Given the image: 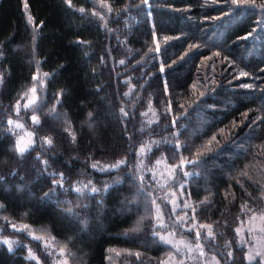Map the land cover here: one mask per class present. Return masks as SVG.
<instances>
[{"label": "trees", "instance_id": "obj_1", "mask_svg": "<svg viewBox=\"0 0 264 264\" xmlns=\"http://www.w3.org/2000/svg\"><path fill=\"white\" fill-rule=\"evenodd\" d=\"M0 77V264H250L264 0H0Z\"/></svg>", "mask_w": 264, "mask_h": 264}, {"label": "rangeland", "instance_id": "obj_2", "mask_svg": "<svg viewBox=\"0 0 264 264\" xmlns=\"http://www.w3.org/2000/svg\"><path fill=\"white\" fill-rule=\"evenodd\" d=\"M28 179H32L33 182L36 181L35 177L32 176L31 178L29 177ZM27 179V180H28ZM15 186H13L14 188ZM16 188V187H15ZM248 222L240 228V236L241 238L243 237L242 234H247L251 233L253 235L249 236V239L251 240V245H250V251L247 252L246 259L248 260V256L254 257V260H264V216H252L247 220ZM173 244V247L176 243L171 241ZM193 248V264H218L214 259L213 260H206L203 255L196 256L195 252H200V249L198 246L192 247L189 245L182 244L181 249L178 250V256L181 258V260H187L191 264L192 258L191 256L187 255L188 253L192 251ZM257 253H260L259 256H257ZM121 254L120 251L117 250H112L109 253V258H108V264H115V260L118 258V256ZM167 264V261L164 263ZM179 264V263H178Z\"/></svg>", "mask_w": 264, "mask_h": 264}, {"label": "snow or ice", "instance_id": "obj_3", "mask_svg": "<svg viewBox=\"0 0 264 264\" xmlns=\"http://www.w3.org/2000/svg\"><path fill=\"white\" fill-rule=\"evenodd\" d=\"M144 2L147 3V0H144ZM234 2H236V0H234ZM66 3L68 4L69 7H72V0H66ZM25 7H27V5H25ZM78 10H79L81 13H83V12L85 11V9L82 8V7L79 8ZM109 10H111V9H109ZM29 19L31 20V17H30ZM33 40H35V36L33 37ZM121 63H123V61H121ZM162 71H163V69H162ZM48 75H49L48 73H44V76H45V77H47ZM0 80H2V77H0ZM33 80L36 81V80H37V76L34 75V76H33ZM39 83L42 84L43 81H39ZM29 91L32 93V95H31V97L27 100V103L25 104V108L29 107L30 105H34L35 100H36L37 87H36L35 85H33V87H32ZM16 108H17V112H19V101H17V106H16ZM33 110L35 111V108H34ZM121 111L123 112V109H121ZM89 115H91V114H89ZM125 115H127V113H125ZM32 120H33L34 123H37V124L39 123V119H38V117H37L35 114L32 116ZM8 123L11 125V124H13V121L10 119V120L8 121ZM16 126L19 127L20 125L17 124ZM73 139H75V137H73ZM45 142H46L47 144H49V145L52 144V140H51V139H47V138H46V139H45ZM30 143H31V142H29V143H25V144H22L21 142L18 141L17 144H16V150H17V152L20 153V154L22 155L25 151H27V149H28L29 146H30ZM140 151L143 152V147H141ZM189 162L191 163L192 161H189ZM44 163L47 164L46 161H45ZM93 167H95V165H93ZM185 174L187 175V173H185ZM54 175H55V174H54ZM59 176H60V183H59V186L62 188V187H63V183H62V181H63V173H60ZM53 184H57V181H56L55 179L53 180ZM105 189H107V185L105 186ZM75 191H76V192H80L81 189H80V188H76ZM91 191H92L93 193H97V192H99L100 190L97 189V188H95V187H93V188H91ZM52 194L55 195V193H52ZM45 196L48 197L49 194H48V193H45ZM152 203L155 204V201H152ZM0 207H2V206H0ZM13 227L15 228V225H13ZM23 227L26 229L28 226H27V225H24ZM204 227H208V228L210 229V226H204ZM209 235H212L211 231H209ZM196 236H197V238L199 239V237H200V233L197 232V233H196ZM160 239L163 240L165 243H171V241L167 240V239H166L165 237H163V236H161ZM4 243L7 244V245L9 246V251H11V250H12V244H13L14 242L9 241V240H4ZM62 252H63V250H62ZM29 255H30L33 259H35L34 254H32V252H31V249H29ZM229 255H231V253H229ZM259 255H260V253H257V256H259ZM253 259H254V257H252V256H248V260L250 261V264H251V261H252ZM259 264H264V260H261V261L259 262Z\"/></svg>", "mask_w": 264, "mask_h": 264}]
</instances>
